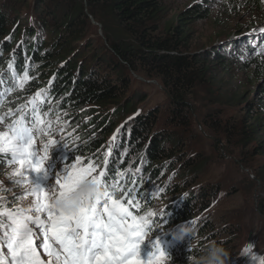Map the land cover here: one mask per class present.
<instances>
[{"label": "trees", "instance_id": "16d2710c", "mask_svg": "<svg viewBox=\"0 0 264 264\" xmlns=\"http://www.w3.org/2000/svg\"><path fill=\"white\" fill-rule=\"evenodd\" d=\"M69 1L73 8L61 7L69 14L65 16L64 24L48 31L50 37L47 44L43 41L41 30L48 29L50 25H44L41 16H37L35 25L29 24L23 31V24L9 22V16L0 6V72L18 71L17 82L19 84L22 80L23 85L6 91L10 85L0 84L1 92L7 95L3 111L6 113L19 105L22 111H30L34 98L42 101L40 115L46 121L58 122L57 119L63 115L67 116L68 121H77L86 108L105 109L88 113L92 120L88 121V126L83 125V139H67L69 144L74 141L68 154L87 160L91 158L95 164H98V159V169L103 166L104 156L108 154L109 167L115 170L121 183L127 181V187H136L141 193L149 194L147 200L137 197L129 210L133 215L154 214L155 223L148 231L156 237L161 230V234L166 236V230L182 222H191L201 214L198 212H204L216 197L217 187L197 182L202 175L200 163L183 151L184 143L180 138H172L169 133L157 130L159 112L155 109L148 113L140 111L127 97L128 78L122 75L113 79L110 76L127 66L136 73L158 78L174 104L183 105L197 84L208 83V78H212L209 76L212 59L219 58L223 63L244 59L248 69L255 66L256 72L264 75V56L260 54L264 34L262 39H258V35H250L241 41L223 42L215 50L190 53L187 51L190 42L188 20L206 16L198 4L188 6L183 13H179L178 23L169 21L170 24H166L164 21L170 13L167 0ZM83 6L87 8L86 12ZM100 11L108 15L103 16ZM89 18L106 26V40L121 61L117 62L118 66L112 64L111 75L101 74L96 65H86L77 54L88 46V49H92L89 41L80 43L86 39V34L77 29L80 22ZM63 30L67 33L64 34ZM19 31L22 32L21 42H11L8 38ZM9 62L13 64L11 70L7 67ZM224 68L229 70L227 64ZM25 71L28 73L27 79H22ZM49 79L48 86H44ZM37 93L43 94L38 97ZM226 99L231 104L239 105L244 112L242 122L236 127L245 139V145H251L257 153L264 154V82L252 97L246 91H237L232 95L227 94ZM107 104L112 105L107 108ZM0 124L3 122L0 121ZM77 125H81V122ZM118 125L121 127L116 129ZM62 126L66 128L67 124ZM90 126L95 128L94 132L99 129L102 138L92 142V136L88 133ZM135 148L141 149V153L134 160L132 154H136ZM260 167L258 177L264 181V165ZM105 170L109 168L105 167ZM148 174L152 180L146 177ZM161 176L166 177L163 191L156 192L150 184ZM164 197L168 199L158 210L155 203ZM123 202L128 205V201ZM258 208L260 212L263 211V204ZM165 220L167 223H164ZM197 223H194L197 238L193 240L191 249H188L186 242L177 243L172 236L169 242L165 241L162 249L172 255V264H188V257L200 255L211 241L221 242L228 249L231 231L218 229L207 220L199 226Z\"/></svg>", "mask_w": 264, "mask_h": 264}, {"label": "rangeland", "instance_id": "374dc122", "mask_svg": "<svg viewBox=\"0 0 264 264\" xmlns=\"http://www.w3.org/2000/svg\"><path fill=\"white\" fill-rule=\"evenodd\" d=\"M43 1L45 2L40 5ZM195 4L205 11L206 16L188 20L190 42L187 51L190 53L215 50L223 42L241 41L250 35H258V39L263 38L258 32H252L245 37L243 34L249 28L264 27V0H167L170 13L164 22L166 24H170L169 21L173 24L178 23L177 15L183 13L188 6ZM0 6L9 16V22L23 24V31L29 27V24L35 25L37 16H41L45 22L44 25H50L48 29L41 30L43 41L46 44L50 37L48 31L64 24L65 16L69 14L65 8L61 7L73 8L69 0H0ZM83 7L86 12L87 8ZM100 13L103 16L108 15L103 11ZM110 17L113 18V16ZM89 20L80 22L81 25L77 29L86 34V39L80 43L84 44L85 41H89L92 49H88V46L76 53L82 59L80 61H84L86 65L89 63L91 66L96 65L95 67L100 69L101 74L111 75L112 64L118 66L117 62L120 60L106 40L104 34L106 26H102L93 18ZM63 27L64 25L62 29ZM12 29L16 28L12 27ZM63 32L67 33L64 30ZM21 36L22 32L19 31L10 40L11 42L20 40V43ZM211 62L213 66H210L209 76L212 78H208V83L197 84L193 94L187 97L186 103L179 106L169 98L168 91L158 78L136 73L127 66L122 67L119 73L115 72L110 78L116 79L122 75L128 78L127 97L133 100L140 111L148 113L151 110H157L159 112L157 130L169 133L172 138H180L184 143L183 151L200 163L202 175L197 182H202L204 185L213 184L217 187L218 193L212 199L210 206L204 212L203 210L198 212L201 213L199 216H195L194 220L198 221L197 226L207 220L218 229L225 228L231 231V236H229L231 241L228 247L231 252L229 264H264V181L258 177L260 166L264 165V154L257 153L251 145L250 147L245 145V139L240 136L239 128L236 127L239 122H242L244 112L241 111L239 105L231 104L226 99L227 94L232 95L237 91H246L252 97L264 82V75L256 72L255 66L248 69L244 59H236L233 63H223L219 58H215ZM226 64L229 67L228 71L224 68ZM50 81L51 79L46 81L44 86H48ZM111 105L107 104L106 107L110 108ZM18 107L21 108V105ZM17 108L12 109L14 116L6 117L2 121L0 130L7 131V123L20 114L16 112ZM103 110L105 109L97 107L92 110L86 108L77 121H68L67 116H60V119H57L58 122L52 121L51 135H45L42 141L41 139L37 141H40V145L49 140L57 142L56 145L49 147V151L58 171L65 163L76 162V156L71 157L68 154L69 147L74 141L83 139L81 135L85 129L83 125L88 126L90 123L88 121L92 120V116L88 117V113ZM94 116H99V114ZM79 122L81 125H77ZM62 124H67L66 128H63ZM75 125L77 126L74 127ZM119 125L116 129L121 127ZM94 131L93 126L88 128L92 142L102 138L101 132L98 133L99 129ZM71 137L75 140L69 144L67 139ZM65 142L67 146L62 144ZM135 152L136 154H132L134 160L140 155L141 149L135 148ZM79 157H81V163L86 166L87 160L82 156ZM96 162L98 163L97 170L100 171L102 166L98 169L99 160L96 159ZM8 171H11V168L7 166L0 171V182H3L5 187L12 188L13 186L6 178ZM99 171L94 174H99ZM146 177L152 178L149 174ZM165 181L166 177L161 176L151 182L150 186L156 191V189H162ZM17 191L19 190L13 189L12 192L2 193L9 197L7 202L9 207L13 206L11 197ZM28 199L26 197L17 203L26 205ZM166 199L168 197L155 203L158 210L162 209ZM261 204H263L261 209L263 211L260 212L258 207ZM153 217L154 214L150 219L154 220ZM161 233L160 230L159 236L151 235L147 238V244L149 245V242L154 240H158L163 245L164 241L169 242L170 231L166 236ZM185 242L187 244V240ZM245 245H251L249 253H244ZM253 254L259 259L253 261ZM172 259V255H167L163 264H172Z\"/></svg>", "mask_w": 264, "mask_h": 264}, {"label": "snow or ice", "instance_id": "6c2138e0", "mask_svg": "<svg viewBox=\"0 0 264 264\" xmlns=\"http://www.w3.org/2000/svg\"><path fill=\"white\" fill-rule=\"evenodd\" d=\"M253 31L264 34V28ZM260 54L264 55V45H261ZM7 67L11 70L12 62ZM27 75L25 71L22 79H27ZM18 77V71L0 73V84L10 85L6 91L22 87V80L19 84L17 82ZM42 94L37 93V96ZM3 95L0 93V107L4 106ZM31 103L30 111L18 107L19 116L6 125L7 131L0 130V171L4 166L11 168L6 178L13 186L8 188L0 182V264H163L167 253L158 240L152 242L153 250L147 260L139 254V246L149 225L155 223L150 219L152 213L133 215L129 210L132 201L137 197L147 200L149 194L141 193L136 187H127V181L121 183L118 174L109 167L107 158L103 163L109 170L101 169L99 174H94L97 166L91 158L85 166L81 157L76 156L75 163H65L54 173V184L50 182L45 186L34 178L33 173H43L47 178L45 165L49 160V147L57 142L49 140L42 144L43 154H40L36 138L51 135L53 130L51 121L40 115L42 101L34 98ZM14 115L9 110L0 115V121ZM89 177L104 186L106 191L102 200L92 206L81 204L71 214L52 206V195L65 197ZM13 189L19 191L11 197L13 206L9 207V197L2 193ZM161 191L163 189H156V192ZM26 197L29 198L26 205L17 203ZM123 201H128V205ZM38 239L43 255L38 250ZM243 251L249 253L251 245ZM258 259L257 255H252L253 261Z\"/></svg>", "mask_w": 264, "mask_h": 264}, {"label": "clouds", "instance_id": "9594fccd", "mask_svg": "<svg viewBox=\"0 0 264 264\" xmlns=\"http://www.w3.org/2000/svg\"><path fill=\"white\" fill-rule=\"evenodd\" d=\"M105 188L98 181H93L91 178H86L79 183V185L67 196L58 197L52 195L50 202L52 206L58 211L66 214L76 212L81 204L92 206L96 201L102 200L105 196ZM185 193V197H186ZM183 199V198H182ZM149 225L148 229H151ZM170 231L172 238L177 243H182L187 240L188 249L193 246V240L196 237L195 224L191 222H182L178 226H173ZM151 237V232L146 231L145 239ZM250 245H245L244 249ZM231 252L218 241H211L200 255L195 257H188V264H229Z\"/></svg>", "mask_w": 264, "mask_h": 264}, {"label": "water", "instance_id": "95a60500", "mask_svg": "<svg viewBox=\"0 0 264 264\" xmlns=\"http://www.w3.org/2000/svg\"><path fill=\"white\" fill-rule=\"evenodd\" d=\"M261 27H259V28H257V27H252L251 29L249 28L244 34H243V36L245 37V36H247V35H249V34H252V32H254L253 30L254 29H260ZM242 36V37H243Z\"/></svg>", "mask_w": 264, "mask_h": 264}]
</instances>
